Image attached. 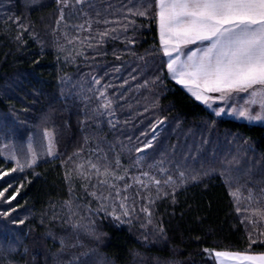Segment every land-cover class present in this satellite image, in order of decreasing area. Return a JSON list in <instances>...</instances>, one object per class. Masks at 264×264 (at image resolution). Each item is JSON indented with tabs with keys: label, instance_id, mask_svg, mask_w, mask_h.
Returning <instances> with one entry per match:
<instances>
[{
	"label": "trees",
	"instance_id": "1",
	"mask_svg": "<svg viewBox=\"0 0 264 264\" xmlns=\"http://www.w3.org/2000/svg\"><path fill=\"white\" fill-rule=\"evenodd\" d=\"M155 12L153 0H0V173H9L0 264H216L213 251L264 253V221L251 222V209H264V126L216 117L168 76ZM7 143L16 162L1 154ZM88 161L125 177L114 183L130 185L128 215L119 199L101 208L90 195L109 189L79 174Z\"/></svg>",
	"mask_w": 264,
	"mask_h": 264
},
{
	"label": "snow or ice",
	"instance_id": "2",
	"mask_svg": "<svg viewBox=\"0 0 264 264\" xmlns=\"http://www.w3.org/2000/svg\"><path fill=\"white\" fill-rule=\"evenodd\" d=\"M59 2L68 6V0ZM75 3L83 4L84 0H75ZM153 3L160 43L164 56L168 57L167 68L172 79L208 107L212 106L209 103L212 99L210 93H219L218 98L221 100L232 93H245L248 96L247 107L236 109L233 114L249 121H264V0H153ZM136 14L147 15V10L138 11ZM60 19H64L63 11ZM78 27L83 29L84 25ZM88 30H91L90 23ZM189 45L196 47L189 48ZM256 105L260 111L253 114V106ZM109 106L110 104H105V107ZM223 111L224 109H220L216 115H221ZM150 146V143L146 145ZM88 164L89 171L85 173L81 170L79 174L85 179L94 174L97 185L93 187L109 189L108 195L103 192L97 194L96 191L90 195L102 202L101 208L104 207V201L119 199L123 215H128L125 203L128 196L122 193H126L130 185L120 188L114 183L124 180L125 177L117 175L108 165L101 167L91 161ZM79 168L82 169L83 166ZM180 175L183 177L184 173ZM142 176L148 177L156 185L161 183L147 172H143ZM135 181L141 187L147 188V184L139 177ZM170 182L171 177L165 181ZM3 195L0 192V196ZM230 195L239 201V190L231 192ZM261 197L264 199V190H261ZM247 199H254L251 192ZM256 202L259 204L261 201ZM142 210L148 211L146 208ZM251 216L259 217V220L251 221L253 225L264 221V209H251ZM214 256L218 264H264V254L215 251Z\"/></svg>",
	"mask_w": 264,
	"mask_h": 264
},
{
	"label": "rangeland",
	"instance_id": "3",
	"mask_svg": "<svg viewBox=\"0 0 264 264\" xmlns=\"http://www.w3.org/2000/svg\"><path fill=\"white\" fill-rule=\"evenodd\" d=\"M157 23V20H156ZM157 30L159 32V28H158V23H157ZM159 38V42H160V36H158ZM161 46V43H160ZM161 50H163L162 46H161ZM164 54V53H163ZM166 59V57H165ZM200 101V100H199ZM209 103L212 105L211 107H208L207 104H205L204 106H206V109L211 112L213 115H215L216 117H226V116H230V117H238L237 115L233 114L234 110L239 109L240 105L237 104H232V103H226V102H222L220 106L215 105V103L213 101H209ZM239 106V107H238ZM243 107H246L244 105H241ZM220 109H224V111L221 113V115L217 116L216 112L219 111ZM230 110V111H228ZM239 118V117H238ZM240 120H246V119H240ZM42 138L45 141V145H46V149L45 152L48 156L50 157H54L56 154V147H55V142H54V136L53 133L51 131H45L43 133ZM35 145H32L31 141L26 142V149H27V164L28 165H34L37 160H38V153L36 152L35 149ZM49 149H51V154H49ZM14 147L12 146L11 143H7L2 147V151L1 154L2 156L10 161L16 162V158H15V154H14ZM33 158H35V162L33 163ZM4 173L6 172H1L0 173V180L5 177L6 175H4ZM7 175H9V173H7ZM10 200V199H9ZM8 200V201H9ZM7 201V202H8ZM214 252H212V256L213 259L215 261L216 264H218V261L216 260L215 256H214ZM230 252V251H229ZM235 253V252H234ZM239 253H245V252H239ZM247 254V253H246ZM248 254H252V253H248Z\"/></svg>",
	"mask_w": 264,
	"mask_h": 264
},
{
	"label": "crops",
	"instance_id": "4",
	"mask_svg": "<svg viewBox=\"0 0 264 264\" xmlns=\"http://www.w3.org/2000/svg\"><path fill=\"white\" fill-rule=\"evenodd\" d=\"M158 36H159V32H158ZM189 48H195L196 46L195 45H189L188 46ZM163 52V50H162ZM166 57V56H165ZM167 61H168V57H166V68H167ZM167 72H168V68H167ZM168 76L172 79L171 77V74L168 72ZM173 81H175L174 79H172ZM176 82V81H175ZM189 95L192 96V94L190 92L187 91V89L179 84ZM219 93H210L209 96L212 97V99H210L211 101H213L215 103V105L217 106H220L222 102H226V103H232V104H237V105H240L239 109L241 108H245L241 105H244L247 107V104H246V101L248 100V96L245 94V93H232L230 94L228 97H226L225 99L221 100L219 99ZM195 100H197L194 96H192ZM209 100V101H210ZM199 103H201L202 105H205L203 104L202 101H199L197 100ZM206 107V106H205ZM253 114H255L256 112L260 111L259 109V106L256 105V106H253ZM230 111V110H228ZM224 118H231V119H234V120H237V121H240V122H245V123H248V124H254V125H262L264 126V121H249V120H240L242 118H238V117H230V116H226ZM248 254V253H247ZM259 254H264V253H252V255H259ZM232 264H234V262H232Z\"/></svg>",
	"mask_w": 264,
	"mask_h": 264
}]
</instances>
